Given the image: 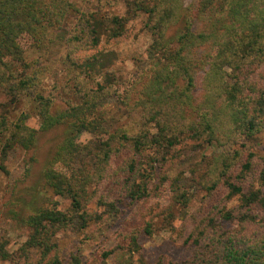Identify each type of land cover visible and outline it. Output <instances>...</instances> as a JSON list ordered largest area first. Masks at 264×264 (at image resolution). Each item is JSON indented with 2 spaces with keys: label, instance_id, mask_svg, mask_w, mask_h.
Here are the masks:
<instances>
[{
  "label": "trees",
  "instance_id": "1",
  "mask_svg": "<svg viewBox=\"0 0 264 264\" xmlns=\"http://www.w3.org/2000/svg\"><path fill=\"white\" fill-rule=\"evenodd\" d=\"M126 2L129 13L147 15L145 28L153 41L148 72L133 84L122 80L128 93L119 98L113 87L98 81V66L108 55L86 54L101 51L102 36L107 45L123 40L132 15L98 19L72 0H0V109L5 110L0 113V171L7 172L10 150L31 151L40 133L66 128L43 179L70 207H36L25 220L31 233L19 258L23 264H62L59 232L72 225L86 229L104 222V215L118 217L121 207L142 208L155 200L150 219L140 216L128 223L115 248L103 256L138 251L140 240L153 236L160 211L153 212L165 200L169 205L161 215L169 226L177 206L192 225L182 245L194 246L195 252L182 264H264V191L253 187L255 180L264 185V166L243 145L264 133V0H197L194 8L184 0ZM178 26L170 36V28ZM23 37L40 52L58 39L67 61L85 67L75 78L79 103L53 113V97L41 91L43 68L29 59ZM110 99L115 107L109 108ZM24 100H30L33 114L12 116ZM104 105L108 109L101 111ZM34 115L37 128L29 125ZM84 132L101 137L82 144ZM234 145L240 149H230ZM184 148L202 151L191 164L189 181L205 193L188 219L194 193L182 185V176L169 173ZM236 199L238 205L228 207ZM226 223L238 228L228 229ZM10 257L1 245L0 261Z\"/></svg>",
  "mask_w": 264,
  "mask_h": 264
},
{
  "label": "rangeland",
  "instance_id": "2",
  "mask_svg": "<svg viewBox=\"0 0 264 264\" xmlns=\"http://www.w3.org/2000/svg\"><path fill=\"white\" fill-rule=\"evenodd\" d=\"M83 9L94 12L98 19L106 15H118L121 17H132L127 25V36L120 42L107 45V38L102 36L101 51H91L86 55H97L101 53L108 55L107 61L100 67L98 81L113 87L115 97L122 98L128 93L126 86L122 85V80L135 83L138 75L148 72L150 59L148 49L153 41L152 34L146 30L145 13L131 14L126 0H72ZM197 0H184L186 7L194 8ZM128 16V17H129ZM180 27H171L169 35L178 33ZM55 40V38H54ZM21 44L27 52L30 60L37 59L42 70V93L52 96L54 99L53 113L59 114L65 111L69 105L80 102L75 78L83 74L85 67L77 68L72 66L66 58V49L62 41L58 39L54 43H48L42 52L34 49L28 37L21 39ZM84 57V56H82ZM99 64V63H98ZM115 80V81H114ZM118 82V83H117ZM126 87V88H125ZM109 108L115 107L114 99L108 100ZM108 109L104 105L101 111ZM21 111H28L33 114V107L30 100L21 103L10 111L12 116H16ZM5 110L0 109V113ZM33 128L39 126V119L34 115L29 121ZM65 126L40 133L36 145L31 151H24L16 147L9 152L6 162L7 172L0 171V246L4 245L11 254V259L0 261V264H23L24 260L19 258V249L27 241L31 230L26 225L27 220L35 213L36 207H49L66 211L70 207L68 199L61 198L54 194L43 179L44 172L50 168L53 156L64 139ZM101 137V134L92 136L89 133H82L79 142L90 144ZM251 148L257 156L258 161L264 166V133L256 140L243 141ZM241 145L231 146L230 149H240ZM182 159L172 165L170 172L173 175L182 176V185L194 193L192 201L187 210L190 216L200 208L204 192L192 186L189 181V169L191 164L202 158V151H192L184 148L181 151ZM58 168V166H56ZM255 189H262L264 185L259 180L253 182ZM239 201L233 200L228 207L237 206ZM156 201L142 206L137 205L132 210L124 209L116 218H108L104 215V222H92L86 229H78L72 225L66 230H62L56 237L58 245V256L62 264H182L183 261L192 258L195 247L182 245L183 237L191 230L192 225H187V220L182 215L180 206L174 207L176 220L169 226L165 217L161 215V210L166 209L168 201L161 200L159 208H155L153 214L158 213L154 218V234L151 238L140 240V249L130 252L115 251L110 256L103 255L115 248L117 235L128 223L136 221L140 216L150 219L148 210L156 206ZM146 213H143V211ZM187 225V226H186ZM228 229H237L236 223H226ZM186 227V228H185ZM184 234V236H182ZM32 261L37 262L39 254L37 250L32 252Z\"/></svg>",
  "mask_w": 264,
  "mask_h": 264
}]
</instances>
